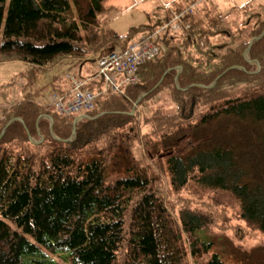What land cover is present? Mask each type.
Segmentation results:
<instances>
[{"label": "trees", "instance_id": "1", "mask_svg": "<svg viewBox=\"0 0 264 264\" xmlns=\"http://www.w3.org/2000/svg\"><path fill=\"white\" fill-rule=\"evenodd\" d=\"M110 3L0 0V63L35 68L32 85L66 60L123 52L185 10L120 36ZM251 8L202 4L162 33L139 82L100 97L87 119L29 93L4 109L0 264H223L208 237L227 220L223 196L264 234V7ZM164 91L176 113L144 115Z\"/></svg>", "mask_w": 264, "mask_h": 264}, {"label": "rangeland", "instance_id": "2", "mask_svg": "<svg viewBox=\"0 0 264 264\" xmlns=\"http://www.w3.org/2000/svg\"><path fill=\"white\" fill-rule=\"evenodd\" d=\"M191 2L192 0H111L110 5L114 9L110 13L108 26L120 36H126L133 27L155 23L156 15H166L172 6L187 8ZM248 5H252V13L261 12L259 9L264 7V0H216L214 3L225 14L234 8L243 9ZM140 37L141 35H137L135 38ZM88 66L91 68L92 64L88 63ZM34 71L35 68L23 63H0V119L4 109L22 101L27 93L32 94L37 102L48 104L51 93L62 85L68 75L78 76L76 68L65 62L52 70L36 72L35 82L31 85L30 76ZM88 72H91L90 69ZM140 111L144 115H171L176 113L177 107L171 101L169 93L164 91L156 99L143 105ZM223 199L229 207L227 220L212 229L208 236L215 243L223 264H264V234L255 230L248 231L246 222L240 219L239 207L235 201L229 196H223ZM238 227L243 228L247 235L241 238L236 231Z\"/></svg>", "mask_w": 264, "mask_h": 264}, {"label": "built area", "instance_id": "3", "mask_svg": "<svg viewBox=\"0 0 264 264\" xmlns=\"http://www.w3.org/2000/svg\"><path fill=\"white\" fill-rule=\"evenodd\" d=\"M213 2L215 0H201L193 3L153 36L130 43L123 52H114L98 58L97 71L89 80L82 81L77 77L68 76L71 93L69 95L54 94L51 100L54 110L61 116H84L95 111L100 97L108 94H122L127 87L136 85L139 82V69L160 56L162 33L169 29L181 30L183 17L188 14L193 15L201 3ZM89 83L100 84V91L89 90L87 88Z\"/></svg>", "mask_w": 264, "mask_h": 264}, {"label": "crops", "instance_id": "4", "mask_svg": "<svg viewBox=\"0 0 264 264\" xmlns=\"http://www.w3.org/2000/svg\"><path fill=\"white\" fill-rule=\"evenodd\" d=\"M65 62H68L72 68H76L78 76L77 75H74V76L78 77L81 80H86V79L90 78L97 69L94 61H84L82 63H79L78 61H75V60H66V61L62 62L61 64H64ZM88 63L92 64L91 68H89ZM89 69L91 71L90 73L88 72ZM68 74H70V73H68ZM70 75H72V74H70ZM88 86H90V88L94 89V90L97 88L96 85H88ZM70 91H71L70 83L67 80H63L62 85L57 86V88H55L54 91L51 93V96L55 92H60V93L69 95ZM51 96L49 97L48 105L49 104L51 105Z\"/></svg>", "mask_w": 264, "mask_h": 264}, {"label": "water", "instance_id": "5", "mask_svg": "<svg viewBox=\"0 0 264 264\" xmlns=\"http://www.w3.org/2000/svg\"><path fill=\"white\" fill-rule=\"evenodd\" d=\"M140 101H141V99L138 101V103L136 104V106L140 103ZM83 118H78L77 120H76V123L77 122H79L80 120H82Z\"/></svg>", "mask_w": 264, "mask_h": 264}, {"label": "bare ground", "instance_id": "6", "mask_svg": "<svg viewBox=\"0 0 264 264\" xmlns=\"http://www.w3.org/2000/svg\"><path fill=\"white\" fill-rule=\"evenodd\" d=\"M82 117H83V116H77V119H78V118H82Z\"/></svg>", "mask_w": 264, "mask_h": 264}]
</instances>
